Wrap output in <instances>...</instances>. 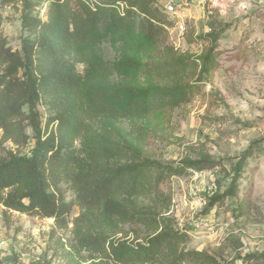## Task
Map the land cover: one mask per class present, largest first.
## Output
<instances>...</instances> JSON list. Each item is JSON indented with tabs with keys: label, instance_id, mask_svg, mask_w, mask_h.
<instances>
[{
	"label": "trees",
	"instance_id": "obj_1",
	"mask_svg": "<svg viewBox=\"0 0 264 264\" xmlns=\"http://www.w3.org/2000/svg\"><path fill=\"white\" fill-rule=\"evenodd\" d=\"M20 1L21 48L13 49L0 32V203L10 211L53 218L52 237L69 231L57 239L56 249L66 264H219L204 251L187 248L189 233L170 213L172 196L164 189L172 176L205 168L204 161L165 163L144 154L113 125L101 123L187 103L209 74L213 57L198 64L165 45L167 59L149 67L126 55L123 71L140 73L150 85L110 91L100 83L110 66L97 51L104 9L111 10L113 41L141 23L154 43V36L172 24L155 1L107 0L94 6L89 0ZM119 2L125 3L123 14ZM43 3L48 5L41 15ZM2 22L0 14V27ZM39 105L46 108L45 121ZM31 138L30 154L22 153ZM252 154L249 147L230 187L212 196L208 207L238 195L244 161Z\"/></svg>",
	"mask_w": 264,
	"mask_h": 264
},
{
	"label": "rangeland",
	"instance_id": "obj_2",
	"mask_svg": "<svg viewBox=\"0 0 264 264\" xmlns=\"http://www.w3.org/2000/svg\"><path fill=\"white\" fill-rule=\"evenodd\" d=\"M3 1L0 32L13 49H20L25 35L23 2ZM105 1L89 0L93 6ZM184 1L187 6L179 2L181 18L166 14L171 30L154 36V43L141 23L129 36L113 41L108 33L111 10L105 8L97 51L110 73L100 83L110 91L129 84L150 85V79L140 73L124 72L121 60L129 55L153 67L167 59L165 45L198 64L211 55L209 74L197 83L187 103L101 123L113 125L144 154L165 163L203 160L205 168L189 169L164 184L172 196L170 213L178 227L189 233L187 248L204 251L219 264H264V0H217L218 6L212 8L209 1ZM47 5L39 7L41 15ZM178 21L185 22L184 31L177 29ZM78 69L83 72L84 65ZM39 110L45 121L46 108L39 105ZM28 132L32 134L30 128ZM33 145L31 138L29 146L19 150L30 154ZM7 147L17 149L12 143ZM249 147L253 154L244 161L238 195L208 207L212 196L230 187L237 162ZM72 196L68 191V199ZM54 226L53 218L10 211L0 203V261L31 264L47 259L51 264H66L56 252L57 239L70 233L60 230L52 237Z\"/></svg>",
	"mask_w": 264,
	"mask_h": 264
},
{
	"label": "built area",
	"instance_id": "obj_3",
	"mask_svg": "<svg viewBox=\"0 0 264 264\" xmlns=\"http://www.w3.org/2000/svg\"><path fill=\"white\" fill-rule=\"evenodd\" d=\"M155 1V5L157 7H159L161 10H163L166 14L168 15H173L175 18H181V14H180V8L182 7L179 2H182L187 6L188 4H186V1L184 0H154ZM210 3V7H216L218 6V2L217 0H203L204 3ZM124 8H125V3L123 2H119V10L121 11V13H124ZM212 11V10H211ZM170 18V17H169ZM185 22L184 21H178L177 22V29L180 31H184L185 29ZM168 30H171L170 27L165 26ZM177 30V31H178Z\"/></svg>",
	"mask_w": 264,
	"mask_h": 264
}]
</instances>
